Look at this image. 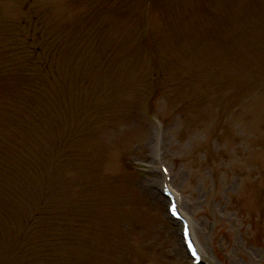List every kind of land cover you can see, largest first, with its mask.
Instances as JSON below:
<instances>
[{
	"label": "rangeland",
	"instance_id": "1",
	"mask_svg": "<svg viewBox=\"0 0 264 264\" xmlns=\"http://www.w3.org/2000/svg\"><path fill=\"white\" fill-rule=\"evenodd\" d=\"M246 94L225 88L222 93L212 91L209 96L198 95L197 107L176 103H182L184 112L179 118L174 117L175 120L167 119L168 132H163L161 140V152L171 169L173 184L182 192L201 243L208 256L222 264H264V105H259L263 99H251L252 95ZM160 101L162 117L169 109L177 112L170 104L175 102L168 95ZM118 123H114L115 133L104 129L93 132L99 152L119 148L123 153L130 148L132 154L134 144L141 145L145 155L136 158V163L133 155L129 159L135 167L144 164V171L148 166L146 127L136 126L133 120H125L123 125ZM114 140H118L116 149L112 145ZM120 171L122 179H118L117 201L112 203L103 191V195L108 196L104 209L117 205L114 213L110 212L111 228L103 226L109 234L111 252L108 243L102 247L99 237L94 236L99 248L94 252L96 262L91 264H183L184 258L166 224L163 209L156 205L158 197L155 196V200L153 196L154 207L148 214L142 211V206L135 208L133 204L139 201L138 195L127 173L123 168ZM54 190V194L64 193L57 188ZM34 193L24 196L30 199V204L41 200ZM87 195L85 188L78 186L67 196L74 200ZM5 199L13 200L9 194ZM48 201L55 200L48 197ZM30 209L35 214L31 206ZM216 210L231 217L233 223H218L213 217ZM124 221L133 226L131 235L120 234ZM114 246L117 254L112 253ZM80 255L83 257L84 252ZM65 263L64 256L63 260L56 257L55 264Z\"/></svg>",
	"mask_w": 264,
	"mask_h": 264
}]
</instances>
